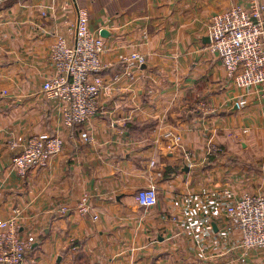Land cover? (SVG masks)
I'll return each mask as SVG.
<instances>
[{
	"label": "crops",
	"instance_id": "obj_1",
	"mask_svg": "<svg viewBox=\"0 0 264 264\" xmlns=\"http://www.w3.org/2000/svg\"><path fill=\"white\" fill-rule=\"evenodd\" d=\"M245 1L0 0V219L19 211V233L35 242L23 264H264V250L234 249L241 233L225 214L241 195L264 194V89L236 87L208 47L211 16ZM75 2L104 38L106 78L129 53L146 57L103 100L90 142L85 127L61 126L42 92L56 36L74 41ZM56 131L61 153L19 175L25 141ZM149 185L159 200L148 208L136 194Z\"/></svg>",
	"mask_w": 264,
	"mask_h": 264
},
{
	"label": "built area",
	"instance_id": "obj_2",
	"mask_svg": "<svg viewBox=\"0 0 264 264\" xmlns=\"http://www.w3.org/2000/svg\"><path fill=\"white\" fill-rule=\"evenodd\" d=\"M76 3V2H75ZM76 20L73 23L74 41L56 36L49 53L55 73L42 86L47 100L57 102L61 114V126L72 130L83 126L81 139L90 142L89 125L102 110L103 100L119 89L122 78L133 79V71L146 60L145 55L132 52L124 56L125 70L106 78L102 72L105 41L90 28V13L76 3ZM46 16V11L43 12ZM209 50L215 53L226 68L228 79L238 88L263 87L264 89V3L246 0L230 8L214 13L210 18ZM200 108H206L199 101ZM175 142L182 135L168 133ZM64 138L59 131L30 136L22 150L13 157V166L22 177L34 169H43L63 150ZM223 153L221 146L211 144L210 154ZM186 160L192 161L190 154ZM152 161V165H155ZM136 200L140 206L154 207L159 197L155 185L142 187ZM91 198L85 194L77 211L82 216L91 213ZM66 211V206L61 208ZM226 217L232 227L241 233L234 249L245 253L253 249L264 250V194L246 193L226 204ZM19 211L0 219V264H23L34 250L35 242L19 233ZM94 218H98L97 215Z\"/></svg>",
	"mask_w": 264,
	"mask_h": 264
},
{
	"label": "water",
	"instance_id": "obj_3",
	"mask_svg": "<svg viewBox=\"0 0 264 264\" xmlns=\"http://www.w3.org/2000/svg\"><path fill=\"white\" fill-rule=\"evenodd\" d=\"M101 35H103V36H107V35H108V31H107V30H105V29H104V30H102V31H101Z\"/></svg>",
	"mask_w": 264,
	"mask_h": 264
},
{
	"label": "rangeland",
	"instance_id": "obj_4",
	"mask_svg": "<svg viewBox=\"0 0 264 264\" xmlns=\"http://www.w3.org/2000/svg\"><path fill=\"white\" fill-rule=\"evenodd\" d=\"M75 22V21H74ZM72 26H73V24H72ZM74 35V34H73ZM73 43V42H72ZM71 43V44H72ZM105 50V49H104ZM104 52V51H103ZM132 53V52H131ZM130 54V53H129ZM102 74H103V72H102ZM253 250H262V249H253ZM253 250H251V251H253ZM250 252V251H249Z\"/></svg>",
	"mask_w": 264,
	"mask_h": 264
}]
</instances>
